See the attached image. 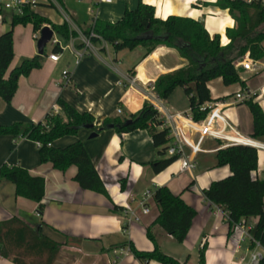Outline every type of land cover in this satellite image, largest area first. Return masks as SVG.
Instances as JSON below:
<instances>
[{
  "label": "crops",
  "instance_id": "crops-1",
  "mask_svg": "<svg viewBox=\"0 0 264 264\" xmlns=\"http://www.w3.org/2000/svg\"><path fill=\"white\" fill-rule=\"evenodd\" d=\"M62 2L60 8L40 5L34 11L54 25L65 23V14L73 22V25L68 26L70 31L78 29L82 33L91 30L95 21L102 24L118 22L126 10L136 9L140 3L154 7L156 17L162 20L177 16L203 22L209 35L212 38L219 35L221 42L229 41L226 30L235 27L228 10L215 6L217 0H114L111 4L102 3L101 0ZM50 8L57 12L53 20ZM37 9L43 11V15ZM4 33L0 32V35ZM35 34L33 32L31 35L29 46L22 49L15 44L13 36L14 59L6 78L23 60L39 56ZM59 41L62 52L59 53L58 62L50 61L44 50V55L40 56L41 68L19 78L11 102L6 103L0 98V127L42 122L48 113L58 111L59 99L80 113H91L95 118V126H100L106 119L129 118L145 102L149 103L147 93L158 98L154 83L159 76L186 64L176 50L160 46L144 58L146 49L138 47L139 51L138 48L128 50V66L122 70L119 65L123 64V60L121 62L118 58L113 45L104 40L94 43L97 53L86 52L77 63L73 51L84 50L79 36L71 37L68 42L61 38ZM132 69L133 73L130 72ZM64 70L70 74V83L67 85L60 84ZM246 74L247 77L255 75L246 82L247 94L258 96L256 101L262 105L264 60L255 62V71ZM129 78H136V85L132 86L127 81ZM208 87L213 101L207 104H218L235 127V131H227V135L237 137L242 142L250 140L255 143L258 170L254 176L263 179L264 142L250 137L253 130L252 116L245 102L236 99L238 93H243L240 84L226 87L222 79H216ZM179 90L177 88L167 101H160L169 110L190 112L188 97L182 88ZM92 134V130L83 129L77 136L60 138L53 145L64 148L81 141L110 200L81 189L74 181L76 167H70L63 173L50 163H41L35 142L19 136L1 135L0 168L4 165L21 167L32 177L44 178L45 195L42 201L44 210L40 216L36 203L17 197L15 186L1 180L0 225L16 219L33 231L39 230L45 239L58 245L54 264H143L131 254L128 245L133 244L141 252H153L155 245L148 239L146 232L149 227L160 251L185 264H198L199 252L205 244L206 264L248 263L252 252H264L251 250L247 241L239 245L240 232L233 228L229 234V225L223 213L204 196V191L213 183L232 176L228 167L217 166L218 150L230 146L226 140L196 134L191 138V143L197 148L195 168L191 173L182 171L181 163L176 161L163 172L155 174L152 164L161 156L147 131L119 135L113 129H106L94 138H91ZM165 186L180 195L197 212L183 243H177L159 226L153 225L159 210L153 200L155 190L152 192L151 188ZM146 193H151L152 197L146 199ZM143 205L149 210L147 214L143 213ZM115 207L117 210H114ZM219 208L225 210L224 206ZM257 220V217H250L245 221L255 228ZM12 249L13 252L8 253L9 258H6V249L0 241V264H14L13 258L17 252L15 247ZM31 260L29 258L26 261L30 263ZM145 264L159 263L150 261Z\"/></svg>",
  "mask_w": 264,
  "mask_h": 264
},
{
  "label": "trees",
  "instance_id": "trees-1",
  "mask_svg": "<svg viewBox=\"0 0 264 264\" xmlns=\"http://www.w3.org/2000/svg\"><path fill=\"white\" fill-rule=\"evenodd\" d=\"M56 1L63 6L62 0ZM215 6L228 10L235 21V27L226 30L229 40L226 46L222 45L219 35L213 38L209 35L203 22L177 16L162 20L156 17L154 7L143 3L134 10H126L121 20L116 23L102 24L95 21L91 30L83 31V34L89 36L94 32L104 41L111 43L116 53L123 50L133 51L138 47L145 48L144 58L160 46L176 50L186 64L159 76L154 83V92L160 100L167 101L177 88H182L188 97L192 117L199 123L205 120L209 113L208 110H201V107L213 101L208 87L210 82L222 79L226 87L240 84L241 91L247 93L246 82L255 75L247 77V71L237 66V63L246 55L254 62L264 60V4L260 1L248 4L244 0H217ZM28 24L33 26L34 33L44 26H49L64 42H68L71 37H77V33L70 31L66 23L54 25L49 19L29 9L24 10L22 16L13 17L11 30L0 35V98L6 103H10L16 93L19 78L41 68V57L34 56L23 60L6 78L14 59L13 29L15 26ZM92 41L99 42L98 39ZM53 52L59 54L62 49L56 45ZM130 72L133 73L134 69ZM257 97L252 96L245 101V105L252 116L251 139L264 142V103L261 105L256 101ZM57 105L58 111L48 113L42 122L26 125L16 123L0 127V136L14 135L40 144V162L50 163L60 172L64 173L70 167H76L74 181L83 190L110 200L84 144L77 141L64 148H56L53 143L66 136H77L85 127L92 126L93 133L97 135L109 127L119 135L147 131L154 148L161 156V159L152 164L155 174L163 172L177 161L176 156L168 157L166 154L172 139L168 130L161 128L162 121L158 111L148 102L129 118L106 119L100 126H95V118L91 113H80L62 99L57 101ZM216 159L217 166L228 167L232 176L213 183L204 191L205 198L212 204L225 207L230 216L229 234L236 223L257 217L252 235L264 250V178L254 176L258 170L257 148L232 145L218 150ZM1 180L13 184L16 196L36 203L38 214H43L44 178L32 177L21 167L4 165L0 168ZM153 200L159 210L153 225L159 226L177 243H183L197 215L196 210L166 186L155 189ZM114 210H117V207ZM146 232L148 239L155 245L153 252H141L133 244L128 245L131 254L139 262L185 264L160 251L151 233V227L147 228ZM0 237H3L0 241L6 249V258H9L8 253L13 252L12 248H16L14 264H54L58 245L45 239L39 230L33 231L18 220L12 219L0 225ZM250 248L255 249L254 243H250ZM205 254L206 244L199 252L198 264H206ZM29 258H32L30 263L26 261ZM258 264H264V252Z\"/></svg>",
  "mask_w": 264,
  "mask_h": 264
},
{
  "label": "built area",
  "instance_id": "built-area-1",
  "mask_svg": "<svg viewBox=\"0 0 264 264\" xmlns=\"http://www.w3.org/2000/svg\"><path fill=\"white\" fill-rule=\"evenodd\" d=\"M114 0H101L102 3L111 4ZM248 4L254 1H260L264 4V0H244ZM40 5H48V6H55L59 7V4L56 0H0V27L4 26L7 20L12 21L13 17L22 16L24 10L29 9L30 11L35 12V8ZM65 23L70 27L73 25L71 19L64 14ZM49 27V26H48ZM41 31V30H40ZM40 31H38L34 35V39L37 41L39 40ZM80 38L82 42L83 49L82 51H73L77 63L85 56L86 52L97 53V48L94 46L92 39H98L103 41V39L91 32L89 36H85L81 31L75 29L74 31ZM52 44L54 46L58 45L61 46L59 40L55 39V32L51 39ZM49 42V43H50ZM223 46H226L228 42L225 44L221 42ZM49 60L52 62H58L60 59V55L58 53L52 52L48 56ZM237 66L243 67L247 72H254L255 71V62L252 61L248 55H246L243 59H241ZM127 81L130 82L132 86L136 85V78H129ZM70 83V74L68 71L64 70L62 72V82L60 84L67 85ZM148 101L149 103L158 111L159 119L162 121V129H167L169 132V136L172 139L171 145L167 149V156L168 157H177V161L181 163L182 171L191 173L195 168V156L196 150L191 143V138L194 135H199L201 137H215L218 139L226 140L230 146L232 145H245V146H252L255 147V143L250 140L242 142L237 137H229L227 135V131H235V127L229 120L224 116L222 109L219 107L218 104H204L201 107V110L205 111L208 110V116L205 120L197 123L194 121L191 112H177L172 111L166 108L160 99L155 98L153 95L148 94ZM251 98L250 95L247 93H238L236 95V99L240 102H245ZM226 106L227 103H223ZM233 105V104H230ZM228 105V106H230ZM57 112V110L55 111ZM118 113H121L118 110ZM38 148L40 144L36 143ZM256 148V147H255ZM190 150V151H188ZM146 199H150L152 197L151 193L145 194ZM218 211L222 212L224 215L225 221L228 223L230 222L229 213L226 210H222L218 206ZM149 212L148 208L143 205V213L147 214ZM234 228L240 232V240L239 245L244 242L254 243L255 249H259L263 251L259 242L255 241L252 235L253 227L248 225L245 220L236 223ZM263 252H252L248 263H240V264H258Z\"/></svg>",
  "mask_w": 264,
  "mask_h": 264
},
{
  "label": "rangeland",
  "instance_id": "rangeland-1",
  "mask_svg": "<svg viewBox=\"0 0 264 264\" xmlns=\"http://www.w3.org/2000/svg\"><path fill=\"white\" fill-rule=\"evenodd\" d=\"M50 9H51V11H50V13H51V15H50L51 19L52 18H56V15H57L56 14L57 13L56 10L54 8H50ZM37 12H39L41 15H43V13H42L43 11H41L40 9H37ZM10 30H11V21L10 20H7L6 24L0 29V32H3V31L4 32H8ZM33 32H34L33 31V26L31 24H28L26 26H24V25L15 26L14 29H13V36H14L15 44L19 48H21V49L28 47L29 46V41L31 39V35H33ZM39 36H40V34H39ZM55 39L56 40H60V37L58 36L57 33H55ZM37 41H35L36 44H37ZM53 48H54V46H53L52 42L48 43L46 45V47H45V55H48L49 56V54L53 51ZM139 49L140 48H138V51H139ZM128 52L129 51L127 50L125 52H122L121 51V52L118 53V58L121 60V62L123 60V64H120L119 65V68L122 69V70H125V68L128 66ZM179 91H181V88H180ZM154 190L155 189L151 188V191L152 192Z\"/></svg>",
  "mask_w": 264,
  "mask_h": 264
},
{
  "label": "water",
  "instance_id": "water-1",
  "mask_svg": "<svg viewBox=\"0 0 264 264\" xmlns=\"http://www.w3.org/2000/svg\"><path fill=\"white\" fill-rule=\"evenodd\" d=\"M53 34H54V31L48 26H45V27H43L41 29L40 38L37 41V50H38V55L39 56H43L44 55L45 47L51 41V39L53 37ZM84 129L92 130V126L85 127ZM109 129H112V127H109ZM96 136H97V134L93 133L91 135V138H94Z\"/></svg>",
  "mask_w": 264,
  "mask_h": 264
},
{
  "label": "bare ground",
  "instance_id": "bare-ground-1",
  "mask_svg": "<svg viewBox=\"0 0 264 264\" xmlns=\"http://www.w3.org/2000/svg\"><path fill=\"white\" fill-rule=\"evenodd\" d=\"M223 43L225 44V43H226V41H223Z\"/></svg>",
  "mask_w": 264,
  "mask_h": 264
}]
</instances>
